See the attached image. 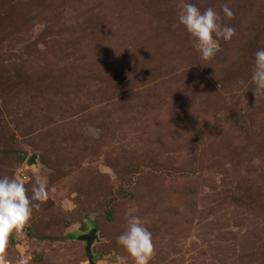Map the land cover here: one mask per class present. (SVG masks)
Returning a JSON list of instances; mask_svg holds the SVG:
<instances>
[{
  "label": "rangeland",
  "instance_id": "obj_1",
  "mask_svg": "<svg viewBox=\"0 0 264 264\" xmlns=\"http://www.w3.org/2000/svg\"><path fill=\"white\" fill-rule=\"evenodd\" d=\"M186 2L235 29L209 61L180 0H0V177L47 191L8 264H115L130 215L149 264H264V0Z\"/></svg>",
  "mask_w": 264,
  "mask_h": 264
},
{
  "label": "clouds",
  "instance_id": "obj_2",
  "mask_svg": "<svg viewBox=\"0 0 264 264\" xmlns=\"http://www.w3.org/2000/svg\"><path fill=\"white\" fill-rule=\"evenodd\" d=\"M221 11L224 17L232 18L233 12L228 6L225 5ZM177 21L202 61H209L214 57L219 51L221 39L228 42L235 34L233 27L221 25L218 13L211 7L201 11L195 4L186 0H180ZM249 80L253 85L254 97L264 96V48L256 50L253 54ZM85 131L98 134V130L91 126ZM46 198L47 191L42 182L34 183L31 196H28L21 180L8 176L0 177V244L8 235L20 233L31 218L33 209H38ZM126 224V230L116 237V244L126 255L117 256L115 264H129V261L131 264H149L153 251L151 232L134 215L128 217Z\"/></svg>",
  "mask_w": 264,
  "mask_h": 264
},
{
  "label": "water",
  "instance_id": "obj_3",
  "mask_svg": "<svg viewBox=\"0 0 264 264\" xmlns=\"http://www.w3.org/2000/svg\"><path fill=\"white\" fill-rule=\"evenodd\" d=\"M35 164V155L32 154L26 160V165H34ZM76 239L84 241L85 243V250L87 255V260L91 263V253H90V244L96 238V231L94 227H91L86 233L76 235Z\"/></svg>",
  "mask_w": 264,
  "mask_h": 264
},
{
  "label": "built area",
  "instance_id": "obj_4",
  "mask_svg": "<svg viewBox=\"0 0 264 264\" xmlns=\"http://www.w3.org/2000/svg\"><path fill=\"white\" fill-rule=\"evenodd\" d=\"M0 264H8V262L5 259H3V256L1 254V249H0Z\"/></svg>",
  "mask_w": 264,
  "mask_h": 264
},
{
  "label": "trees",
  "instance_id": "obj_5",
  "mask_svg": "<svg viewBox=\"0 0 264 264\" xmlns=\"http://www.w3.org/2000/svg\"><path fill=\"white\" fill-rule=\"evenodd\" d=\"M71 236H73V235H71ZM74 236H76V235H74ZM1 254H2V252H1Z\"/></svg>",
  "mask_w": 264,
  "mask_h": 264
}]
</instances>
